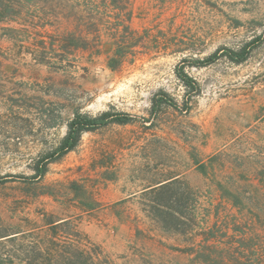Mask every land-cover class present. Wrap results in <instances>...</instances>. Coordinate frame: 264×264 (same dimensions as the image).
Masks as SVG:
<instances>
[{
  "label": "rangeland",
  "instance_id": "374dc122",
  "mask_svg": "<svg viewBox=\"0 0 264 264\" xmlns=\"http://www.w3.org/2000/svg\"><path fill=\"white\" fill-rule=\"evenodd\" d=\"M121 1L99 24L101 55L77 52L63 68L0 38V264H264V0ZM128 16L134 33L111 70V36ZM251 42L240 65H195ZM164 95L176 108L152 111ZM105 112L131 122L83 134L34 178L74 116ZM175 175L213 201L196 206L207 220L176 204V187L156 192Z\"/></svg>",
  "mask_w": 264,
  "mask_h": 264
},
{
  "label": "trees",
  "instance_id": "16d2710c",
  "mask_svg": "<svg viewBox=\"0 0 264 264\" xmlns=\"http://www.w3.org/2000/svg\"><path fill=\"white\" fill-rule=\"evenodd\" d=\"M125 3L121 0H0V38L12 43L16 49L17 57L22 55L33 56L34 54L37 56L39 54L40 58L34 56L35 62L48 67L58 65L63 68L69 63L68 58L77 52L81 51L95 56L101 55V45L106 44L102 39L100 30L105 13L110 5L115 10L121 11L124 9ZM130 20V16L125 22L119 20L114 27V34L112 36L110 34L113 42L109 44L115 46L113 57L108 62V68L111 70L116 69L123 60L128 44L127 36L130 33H134L129 26ZM67 24L68 26L72 24L73 29L67 30ZM109 44L108 46H110ZM251 45H253V42L247 44L239 51L230 49L219 50L206 59L196 62L195 65L208 67L214 64L219 57H226L231 63L240 65L248 58ZM49 55L56 58L54 64L49 60ZM176 77L181 81L185 89L194 92V94L199 93V86L182 70L176 72ZM161 105L176 108L173 100L166 98L164 95V98L152 100V111H157ZM130 122L131 118L120 113L105 112L95 118L81 115L74 116L67 124L66 135L59 146L38 162L34 178L41 179L46 174L47 166L50 163L57 162L68 153L74 151L83 134L99 131L109 125L123 126ZM193 165L198 171L205 174L206 166L204 163L194 159ZM172 187H176L178 192H183L182 198L180 196L179 200L176 199V204L181 203L184 206L189 204L188 209H190L189 216L191 219L200 216L203 219L202 221L207 220L208 216L206 214L208 210H204L206 214H203V210L199 213L196 206L200 204L201 207V200L203 199V204H207L208 207L209 204H212V200H209L208 197H203L201 191L183 179H173L162 184L157 187L156 192L163 193ZM221 189L226 190L223 187ZM227 195L231 196L230 194ZM225 196L223 199H226ZM241 199L244 202L240 200V204L249 205L246 202L247 200L251 203L248 198ZM220 205L225 204L221 202ZM172 212L171 217L173 220L177 222L183 220L179 210H172ZM234 222L236 225L238 224L236 223L237 221ZM48 225L52 227L53 231H56L59 226V224L56 225V222H50ZM199 225V231L205 230L202 223ZM195 231L196 229L190 232V237L192 234L194 236L198 235ZM245 231L243 235L247 237L245 236L247 234ZM235 232L237 233V231ZM181 233L187 234L188 232ZM241 241L243 240H240L239 243ZM239 253L242 254V252Z\"/></svg>",
  "mask_w": 264,
  "mask_h": 264
},
{
  "label": "crops",
  "instance_id": "0c3cea01",
  "mask_svg": "<svg viewBox=\"0 0 264 264\" xmlns=\"http://www.w3.org/2000/svg\"><path fill=\"white\" fill-rule=\"evenodd\" d=\"M13 46V45H12ZM183 177L181 176V175H175L171 180H173V179H182ZM171 180H167V181H164V182H161L160 184H158L159 186L160 185H162V184H165V183H167V182H169V181H171ZM187 182V181H186ZM191 185V184H190ZM192 186V185H191ZM227 200L226 199H223L222 198V203L223 204H227Z\"/></svg>",
  "mask_w": 264,
  "mask_h": 264
}]
</instances>
